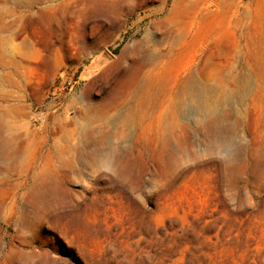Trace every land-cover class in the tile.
<instances>
[{"label": "rangeland", "instance_id": "rangeland-1", "mask_svg": "<svg viewBox=\"0 0 264 264\" xmlns=\"http://www.w3.org/2000/svg\"><path fill=\"white\" fill-rule=\"evenodd\" d=\"M47 3L0 0V264H264V0Z\"/></svg>", "mask_w": 264, "mask_h": 264}, {"label": "bare ground", "instance_id": "bare-ground-1", "mask_svg": "<svg viewBox=\"0 0 264 264\" xmlns=\"http://www.w3.org/2000/svg\"><path fill=\"white\" fill-rule=\"evenodd\" d=\"M41 1L42 3H49L52 0H15L17 5L31 9L35 3ZM47 3V4H48ZM203 89H200L201 93ZM20 135H17L19 138ZM32 143V140L22 138L17 139L16 136L6 133L0 129V164L4 165H19L23 163L21 154L27 151ZM30 164V160L28 161ZM1 171V170H0ZM23 171V170H22Z\"/></svg>", "mask_w": 264, "mask_h": 264}]
</instances>
